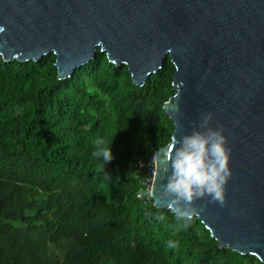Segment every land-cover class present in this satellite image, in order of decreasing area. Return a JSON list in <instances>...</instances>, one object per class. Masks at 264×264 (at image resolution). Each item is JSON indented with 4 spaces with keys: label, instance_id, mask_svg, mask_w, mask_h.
<instances>
[{
    "label": "trees",
    "instance_id": "obj_1",
    "mask_svg": "<svg viewBox=\"0 0 264 264\" xmlns=\"http://www.w3.org/2000/svg\"><path fill=\"white\" fill-rule=\"evenodd\" d=\"M54 61L0 56V264H264L136 196L134 162L174 127L168 55L141 86L99 48L62 79Z\"/></svg>",
    "mask_w": 264,
    "mask_h": 264
},
{
    "label": "water",
    "instance_id": "obj_2",
    "mask_svg": "<svg viewBox=\"0 0 264 264\" xmlns=\"http://www.w3.org/2000/svg\"><path fill=\"white\" fill-rule=\"evenodd\" d=\"M0 56L24 62L55 55L59 79L87 63L99 48L124 63L143 85L168 55L174 93L163 109L174 124L154 151L152 204L170 175L172 138L198 128H223L232 175L225 204L193 202L219 248L253 254L264 263V0H0Z\"/></svg>",
    "mask_w": 264,
    "mask_h": 264
},
{
    "label": "clouds",
    "instance_id": "obj_3",
    "mask_svg": "<svg viewBox=\"0 0 264 264\" xmlns=\"http://www.w3.org/2000/svg\"><path fill=\"white\" fill-rule=\"evenodd\" d=\"M211 120L212 113L203 114L198 128L181 138H172L171 172L162 196L175 206L178 219L185 223L198 214L193 206L195 200L210 198L222 206L226 202L225 185L232 175L231 148L224 129L211 127ZM92 155L102 158L105 164L114 158L112 147H104L102 142ZM146 195L151 198L153 193L149 190Z\"/></svg>",
    "mask_w": 264,
    "mask_h": 264
},
{
    "label": "built area",
    "instance_id": "obj_4",
    "mask_svg": "<svg viewBox=\"0 0 264 264\" xmlns=\"http://www.w3.org/2000/svg\"><path fill=\"white\" fill-rule=\"evenodd\" d=\"M133 165L137 169H141V171L143 172V177L138 182L136 196L141 198L145 203L149 199L146 193L150 190L153 180L154 153H152L148 159H143L141 157L138 158Z\"/></svg>",
    "mask_w": 264,
    "mask_h": 264
},
{
    "label": "bare ground",
    "instance_id": "obj_5",
    "mask_svg": "<svg viewBox=\"0 0 264 264\" xmlns=\"http://www.w3.org/2000/svg\"><path fill=\"white\" fill-rule=\"evenodd\" d=\"M172 65V64H171ZM140 176V175H139Z\"/></svg>",
    "mask_w": 264,
    "mask_h": 264
}]
</instances>
